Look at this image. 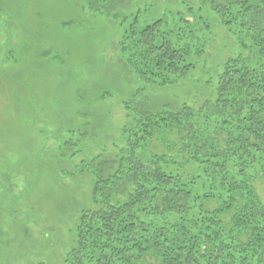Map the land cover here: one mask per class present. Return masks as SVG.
I'll return each mask as SVG.
<instances>
[{
  "label": "rangeland",
  "instance_id": "374dc122",
  "mask_svg": "<svg viewBox=\"0 0 264 264\" xmlns=\"http://www.w3.org/2000/svg\"><path fill=\"white\" fill-rule=\"evenodd\" d=\"M133 18L136 30L163 19L166 32L191 47L195 70L145 85L120 46ZM182 20L205 22L206 31L178 32ZM239 55L246 53L236 35L201 0H0V264H65L81 213L100 207L91 164L115 160L126 147L134 110L211 109L222 67ZM168 145H178L176 131L153 137L145 152L186 161ZM197 169L170 168L188 179ZM261 175L251 185L264 207Z\"/></svg>",
  "mask_w": 264,
  "mask_h": 264
},
{
  "label": "trees",
  "instance_id": "16d2710c",
  "mask_svg": "<svg viewBox=\"0 0 264 264\" xmlns=\"http://www.w3.org/2000/svg\"><path fill=\"white\" fill-rule=\"evenodd\" d=\"M201 1L246 55L225 62L211 109L134 110L126 147L115 160L91 164L100 207L81 213L65 264H264V207L251 185L253 176H264V0ZM135 22L120 46L145 85L164 86L195 70L191 47L179 33L176 42L163 19L139 30ZM181 22L177 31L189 35L190 27L207 28ZM202 49L194 50L196 58ZM170 131L178 145L168 150L178 146L186 161L145 152L153 137L164 141ZM187 163L198 168L189 179L170 170ZM201 179L209 191L199 189ZM119 196L127 199L110 202ZM212 201L220 205L208 208Z\"/></svg>",
  "mask_w": 264,
  "mask_h": 264
}]
</instances>
